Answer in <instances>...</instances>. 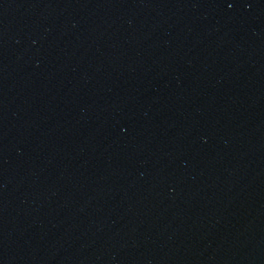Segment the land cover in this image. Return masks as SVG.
Wrapping results in <instances>:
<instances>
[{
    "label": "water",
    "instance_id": "water-1",
    "mask_svg": "<svg viewBox=\"0 0 264 264\" xmlns=\"http://www.w3.org/2000/svg\"><path fill=\"white\" fill-rule=\"evenodd\" d=\"M0 264H264V0H0Z\"/></svg>",
    "mask_w": 264,
    "mask_h": 264
}]
</instances>
